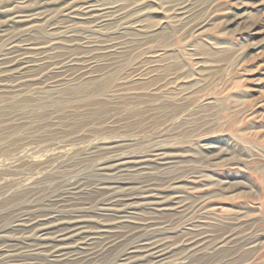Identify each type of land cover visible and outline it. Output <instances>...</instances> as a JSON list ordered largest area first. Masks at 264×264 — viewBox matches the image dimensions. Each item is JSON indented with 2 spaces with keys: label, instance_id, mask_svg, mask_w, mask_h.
Instances as JSON below:
<instances>
[{
  "label": "rangeland",
  "instance_id": "rangeland-1",
  "mask_svg": "<svg viewBox=\"0 0 264 264\" xmlns=\"http://www.w3.org/2000/svg\"><path fill=\"white\" fill-rule=\"evenodd\" d=\"M72 1L0 0V264H264V0Z\"/></svg>",
  "mask_w": 264,
  "mask_h": 264
},
{
  "label": "bare ground",
  "instance_id": "bare-ground-1",
  "mask_svg": "<svg viewBox=\"0 0 264 264\" xmlns=\"http://www.w3.org/2000/svg\"><path fill=\"white\" fill-rule=\"evenodd\" d=\"M78 2V0H73L70 5L68 6H65L64 8L65 9H72L74 7V5ZM21 4H23V2H21ZM26 4V3H25ZM66 4V3H65ZM116 4V3H115ZM91 5V4H90ZM89 7H92V6H88V8L86 10L89 9ZM10 9V8H9ZM85 9V8H84ZM111 10V9H110ZM10 11V10H9ZM77 13V9L73 10ZM115 11V10H114ZM81 12H87V11H81ZM91 12V11H89ZM83 14V13H82ZM117 15V13H116ZM83 16V18L86 17V14L84 15H81ZM88 16V15H87ZM95 16V15H94ZM92 16V22L94 24H100L102 22L105 21V18L108 17V15L105 13L104 15H100V16H97V17H94ZM111 16V15H110ZM242 17L241 15H237L235 16L234 18L237 19L238 17ZM24 18L25 16H22V15H19V16H13L12 19H15V18ZM82 17H80L81 19ZM70 21V20H68ZM21 22H25L24 21H21ZM105 23V22H104ZM23 25V24H22ZM27 28V27H26ZM25 28V29H26ZM27 43V42H26ZM45 47H41V46H38V45H35V44H26V49L24 50V47L23 45L22 46H19L17 44H15L14 42H10L8 44V48L6 50V54L0 58V88H5L9 85V83H7V80H3V78L5 77H8L9 76V73L10 72H13L14 71H20V70H23L24 68H26L27 66H31L32 63L34 62H38L40 60H45V59H48V55L47 54H44V50ZM15 50H18V51H21L23 50V54H20L18 55L17 58H14L13 60H11V58H8V56H10L9 54H12ZM37 53H41V54H44L42 56V58L40 60H35V56ZM72 61V57H67V62L66 63H70ZM27 73V72H26ZM29 78V77H28ZM18 79V78H17ZM21 79V78H19ZM18 83V81H13L11 84L12 85H16ZM118 160V159H116ZM114 160V161H116ZM117 163V162H116ZM120 165H125V163H117V164H113L111 165V163H102L100 164V167H101V171H107L108 169L110 168H113V167H116V166H120ZM129 167V166H128ZM150 167V166H149ZM135 168V167H134ZM148 168V167H147ZM107 172H110L111 171H107ZM141 172V171H140ZM105 183H101L99 182L96 187H102V185H104ZM87 186V185H86ZM110 186V185H109ZM132 186V185H131ZM78 187V186H77ZM83 187V186H82ZM92 187V186H91ZM85 188V187H84ZM120 188V187H119ZM80 189V188H79ZM86 189V188H85ZM103 189H106V188H103ZM77 190V189H76ZM91 190V189H90ZM95 190V189H94ZM100 190V189H99ZM124 190V189H123ZM100 193V192H99ZM112 195H109V201H112V203L110 204L111 207L108 208V210L110 211H113V206L117 207V206H121L120 204V200H118V198L120 197L117 193L115 192H112ZM158 195V194H157ZM116 199L113 201V199ZM69 200V199H68ZM82 200V199H81ZM150 200V199H149ZM86 201V200H85ZM123 203V202H122ZM147 204V203H146ZM137 205V204H136ZM79 206V205H78ZM108 207V206H107ZM102 208V207H101ZM106 209V208H105ZM115 211L117 212H122V209H116ZM31 216H34V220L30 221L28 225H25V226H28V227H35L36 228V232L40 235V236H43L46 235L47 231L50 230V229H54V230H57L58 228L60 227H64V226H67L69 228V230H67L66 232L62 233V230L65 231V229H67L66 227L62 230H57L56 232L58 231H61L60 235L58 237H64L62 240L60 241H65V242H68L69 239H71L72 237H80V235L86 233L87 231H83V227L80 226V224L78 225L77 223H80V221H71V219H77V218H68V219H63V220H60V221H56V220H52V218H43V219H38V215H40V213H32L30 214ZM43 215V214H42ZM155 215V214H154ZM52 216V215H51ZM83 217V216H82ZM102 217V216H101ZM37 218V219H36ZM85 218V217H84ZM32 219V218H31ZM61 219V218H60ZM110 219V218H109ZM70 220V221H69ZM120 220V219H119ZM155 221V220H154ZM17 223V222H16ZM74 225V226H73ZM197 225V224H195ZM134 226V225H133ZM136 226V225H135ZM16 227V226H15ZM139 227V226H138ZM159 227V226H158ZM24 228V227H23ZM85 228V227H84ZM28 229V228H26ZM99 229V228H98ZM82 230V231H81ZM104 230V228H103ZM114 230V229H113ZM24 231V230H23ZM20 233V232H19ZM190 233V232H188ZM192 233V232H191ZM206 233V232H205ZM57 234V233H56ZM68 235V236H67ZM121 235V234H120ZM107 236V235H106ZM51 238V237H50ZM82 241H86L84 244H81V245H84L85 247L87 246H94L93 244L97 243V242H100L98 240H100V237H84L83 239H81ZM105 240V239H104ZM32 242V241H31ZM30 242V243H31ZM65 242H63L65 244ZM62 243V244H63ZM73 243V242H72ZM102 243V242H101ZM120 242L116 239L114 240H110L108 242H106V244H104L102 247H101V250L102 251H107L109 250L110 248L116 246L117 244H119ZM36 244V243H34ZM44 244V243H43ZM50 244V243H49ZM60 244V243H59ZM58 244V245H59ZM69 244V243H67ZM180 244V243H179ZM3 245V244H2ZM17 245V244H16ZM37 245V244H36ZM42 245V244H41ZM54 245V244H53ZM57 245V246H58ZM39 246V245H38ZM205 246V245H204ZM34 247V246H33ZM4 249V248H3ZM9 249V248H8ZM20 249V248H19ZM132 250V249H131ZM135 250V249H134ZM141 250V249H140ZM37 251V250H36ZM77 251V250H76ZM91 251V250H90ZM151 251V250H150ZM153 251V250H152ZM186 251V250H185ZM17 252V251H16ZM89 252V251H88ZM86 253V252H85ZM84 253L80 254V255H83ZM1 256V255H0ZM134 256V255H133ZM51 257V256H50ZM125 258V257H124ZM142 258V257H141ZM74 259V258H73ZM49 260H53L52 259H49ZM131 260V259H129ZM48 261V260H47ZM65 260L64 259H60L56 258V260H54V262H51L49 261V264H65L63 263ZM152 261V260H150ZM162 261V260H161ZM193 261V260H192ZM70 262V261H69ZM15 263V262H14ZM68 263V262H67ZM87 263V262H86ZM127 264V262H126Z\"/></svg>",
  "mask_w": 264,
  "mask_h": 264
}]
</instances>
